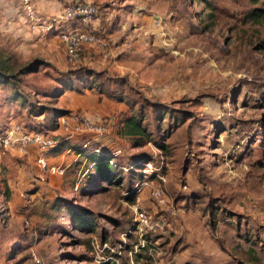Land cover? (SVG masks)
<instances>
[{
  "label": "rangeland",
  "instance_id": "374dc122",
  "mask_svg": "<svg viewBox=\"0 0 264 264\" xmlns=\"http://www.w3.org/2000/svg\"><path fill=\"white\" fill-rule=\"evenodd\" d=\"M94 3L110 17L104 48L91 50L90 59L69 63L55 37L49 36L55 40L50 49L29 31L17 37L1 25L0 59L15 69L35 58L44 61L21 78L30 99L33 90L61 89L58 79L65 84L72 76L73 85L82 87L79 72L92 74L102 94L123 104L119 113L106 101L107 115L90 119L114 118L118 131L120 117L140 116L150 141L123 139L117 163L125 167L124 185L99 193L74 190L73 170L67 175L73 180L52 178V188L39 190L38 183L55 174L41 166L34 172L25 163L27 183L15 186L28 199L22 205L18 200L22 214L0 233V264L264 263V0ZM92 91L99 94L96 87ZM8 93L0 89L3 113L9 111ZM41 102L49 108L57 103ZM19 103L11 105L16 114ZM24 122L0 118V138L16 125L30 130ZM47 132L66 136L63 129ZM10 149L18 150L0 149V168L20 157L15 150L6 154ZM135 160L140 164L133 166ZM13 173L23 178L16 168ZM154 186L166 194V208L154 204ZM34 191L39 194L32 197ZM64 195L91 211L94 228L74 226L58 201ZM2 201L0 215L8 219ZM141 212L148 214L147 225L138 221Z\"/></svg>",
  "mask_w": 264,
  "mask_h": 264
},
{
  "label": "crops",
  "instance_id": "0c3cea01",
  "mask_svg": "<svg viewBox=\"0 0 264 264\" xmlns=\"http://www.w3.org/2000/svg\"><path fill=\"white\" fill-rule=\"evenodd\" d=\"M92 2H95V0H89ZM36 8L40 13L43 15H52L58 12L62 7V0H33ZM102 7V4L100 5ZM109 14H103V9L100 8V13L98 18L95 21V24L97 27L102 31V34L105 35V29H104V22L109 18ZM0 25L4 29H12V33L14 35H25L28 34V31L32 33L35 36L40 37V42L43 45H49L50 49L52 47V44L54 43V39L56 38L57 42L59 41L57 38V35H48V34H41L37 30H34L31 28V25L26 21V17L21 9L20 6V0H0ZM52 33V32H51ZM49 33V34H51ZM17 36V37H18ZM50 36V37H49ZM15 37V39H17ZM48 39V40H47ZM91 50H96V48L86 47L84 50V59H90L92 57ZM97 51V50H96ZM14 68H16L14 63ZM62 92L57 97L52 96H44L42 95L40 97V100L42 101L43 98H50L52 100H56V108L65 109L67 111H81L90 119L97 120L99 118L105 117L107 114L104 112V106L105 102H110L113 109H118L119 113L121 110V105L123 102L115 100L113 98L107 97L104 94L93 92V89L88 88H82V89H61ZM27 92V90H26ZM54 95V94H53ZM28 98V97H27ZM6 99V98H5ZM9 105V111L1 112L0 111V118H6L7 120H13L18 121V123H21L22 121H25V125L30 127L31 129L28 131H35L37 130L33 126L34 121L28 118L27 110L26 108L21 104L19 100L14 99H8ZM19 103V107L21 108V113L16 114L13 111V107L11 105L14 104V106ZM4 103V102H3ZM0 104V110L5 108L6 104ZM3 105V106H2ZM117 114L120 115V114ZM15 117V118H14ZM106 120V119H104ZM116 120V119H115ZM115 120L114 118L108 117V126L106 132L103 134H95L91 132H83L81 134L72 136L66 140H63L59 147L55 149H40L36 146H32L27 148L26 152H21L16 149H10L6 152L14 151L18 156L21 157H13V161L9 158V165L4 167L1 164V174L2 178L0 179L1 182V190H0V200H3V204H5V210L9 213V218H1L0 215V233L3 231V229L8 227V222L11 220L13 221L14 218L18 217L19 213V206L17 207V202L19 200L20 204L21 201H27L28 198L22 199L20 197L21 191L18 190L15 186V183L17 182L21 185H24L27 183V172H25V163L29 165V167L34 171L39 170V166L41 168H45L47 170L45 174L48 172H51L55 175H46L47 176V184H40L41 188L39 190H42L44 187L47 188V191L50 189V186L53 185L52 178L55 181H58L59 179L62 181L63 178L65 180H73L67 177V175H70L71 170L76 172L75 179H74V190H80L83 194L89 193H99L101 191H104L106 188L111 186H117L109 184L105 181H100L98 178V173L96 172V169L94 167V163L91 159V156L99 154L103 149L107 148L113 153V162H119L118 156H122L124 148L122 146L123 139L126 137L121 136L117 131V124L115 126ZM101 121V120H99ZM103 121V120H102ZM115 122V123H114ZM33 126H31V125ZM114 126L115 127V134L116 140L113 139V128H110ZM60 129L55 130V132H58ZM60 137V136H59ZM120 141V142H117ZM13 152V153H14ZM12 154V153H11ZM22 158H26L25 161L22 160ZM18 161H21L20 163ZM21 166V168H19ZM120 167V166H119ZM133 166H129L128 169H131ZM14 168L17 169L18 176H21L20 180L17 179V176L13 175ZM125 168V167H123ZM121 167V169H123ZM127 169V168H126ZM42 170V169H40ZM56 172V173H55ZM43 175V172H42ZM122 184L124 185L123 181L125 182L126 177L124 176V172H122ZM39 179L37 181H43V177L39 175ZM11 177H14L15 179L12 180ZM117 186V187H119ZM52 188V186H51ZM79 188V189H78ZM39 194V191H34L32 193V197L37 196ZM63 196V195H62ZM65 198L61 197L60 200L58 198L56 200L60 202L66 203L67 201L72 202V199L67 198L64 195ZM22 205V204H21ZM24 204L23 206H25ZM64 205V204H63ZM78 205V204H76ZM62 206V205H60ZM80 206V205H78ZM83 207V206H81ZM58 209V205L56 206ZM86 208V207H85ZM89 210V209H88ZM13 231L16 233H19V228L13 226ZM7 247V245H6Z\"/></svg>",
  "mask_w": 264,
  "mask_h": 264
},
{
  "label": "built area",
  "instance_id": "2783aa9c",
  "mask_svg": "<svg viewBox=\"0 0 264 264\" xmlns=\"http://www.w3.org/2000/svg\"><path fill=\"white\" fill-rule=\"evenodd\" d=\"M62 2L61 9L48 16L38 11L33 0H20V6L31 28L41 34L54 32L63 48L67 62L76 63L84 57L86 47L104 48L105 37L95 24L100 13V6L89 0H62ZM58 122V129L66 132L64 139L83 132L103 134L108 128V121L94 122L81 111H69L59 117ZM21 128L16 125L15 128L7 131L6 137L0 138L2 151L11 146H15L21 152H26L27 148L32 146L53 149L59 144V137L49 132L21 131ZM18 131L19 135L15 136ZM150 193L156 206L166 208L168 199L160 186L152 187ZM148 220L146 212L138 214L141 226L147 225Z\"/></svg>",
  "mask_w": 264,
  "mask_h": 264
},
{
  "label": "trees",
  "instance_id": "16d2710c",
  "mask_svg": "<svg viewBox=\"0 0 264 264\" xmlns=\"http://www.w3.org/2000/svg\"><path fill=\"white\" fill-rule=\"evenodd\" d=\"M44 64V61L35 58L30 63L19 67L17 69L14 68V63H9L6 59H0V89L9 91V96L7 95V99H14L19 100L21 104L26 108L28 118L31 120H35V118L43 116V121H34L35 125H31L34 128H36L37 124L38 126H42L43 128L38 129L40 131L47 132V130H57L59 127V117L62 115L68 113L69 111L65 109H60L56 107H47L45 103H42L40 100V95L44 96H52L57 97L61 94V89H82V88H88L93 89L94 87L97 88L98 92L104 93L103 86L100 83H95V80L92 79L93 75L86 72H79L80 76L77 77L79 81L82 83V87H76L73 85L72 82V76L69 78L70 81H67L65 84L62 83L61 79H58V83L61 84V89H58L60 86L55 87V92H44L39 90H33L32 96L33 98L30 99L28 95V91L21 88V78L23 75L28 74L29 72L37 71L40 66ZM91 77V79L89 78ZM107 94H111V91H106ZM110 92V93H109ZM54 94V95H53ZM28 97V98H27ZM111 97V96H110ZM118 101H122L119 99ZM118 133L126 138H135L136 144H140V142L143 140V138H146V140L150 141L149 138V131L147 130L146 126L143 125L142 119H140V116L131 115L129 117H126L123 119V117H120L119 124H118ZM60 141L59 144L55 147H59L61 142L64 139V137H59ZM53 148V149H55ZM263 153H264V146H263ZM134 156L130 157L132 159ZM113 153L105 148L103 149L99 154L91 156V159L94 163V167L96 169V172L98 173V178L100 181L108 182L112 185L119 186L122 183L123 177H122V170L119 167L117 162H113ZM137 164H140L139 160H135L133 162V166H137ZM137 170V167L136 169ZM135 170L131 171L134 172ZM134 174V173H133ZM132 174V175H133ZM66 210L68 211V218H71L73 221L74 226H79L81 228H94L92 221L90 220L92 213L85 207L78 206L76 204H72L71 202L67 201L63 205ZM18 245L16 243L13 245V248ZM236 264H253L250 262H245L243 260H238ZM264 264V263H262Z\"/></svg>",
  "mask_w": 264,
  "mask_h": 264
}]
</instances>
